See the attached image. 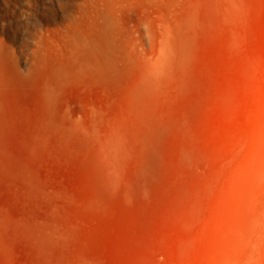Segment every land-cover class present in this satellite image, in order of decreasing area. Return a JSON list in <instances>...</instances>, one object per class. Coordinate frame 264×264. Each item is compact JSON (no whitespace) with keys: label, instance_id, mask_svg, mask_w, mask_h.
Masks as SVG:
<instances>
[{"label":"rangeland","instance_id":"1","mask_svg":"<svg viewBox=\"0 0 264 264\" xmlns=\"http://www.w3.org/2000/svg\"><path fill=\"white\" fill-rule=\"evenodd\" d=\"M0 264H264V0H0Z\"/></svg>","mask_w":264,"mask_h":264}]
</instances>
